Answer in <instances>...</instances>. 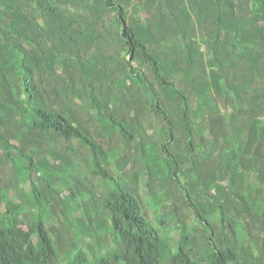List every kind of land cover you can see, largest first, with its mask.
<instances>
[{
  "label": "trees",
  "instance_id": "trees-1",
  "mask_svg": "<svg viewBox=\"0 0 264 264\" xmlns=\"http://www.w3.org/2000/svg\"><path fill=\"white\" fill-rule=\"evenodd\" d=\"M0 204V264H264V0H0Z\"/></svg>",
  "mask_w": 264,
  "mask_h": 264
},
{
  "label": "rangeland",
  "instance_id": "rangeland-1",
  "mask_svg": "<svg viewBox=\"0 0 264 264\" xmlns=\"http://www.w3.org/2000/svg\"><path fill=\"white\" fill-rule=\"evenodd\" d=\"M22 189H23L24 193H27L29 191L28 183L23 184ZM152 190L154 193L160 192L159 184H155L154 187H152ZM67 193H68V191H66V190L62 192V194L64 196ZM140 201H141V207L146 208L148 217L151 218L152 221H154L156 213L154 212V208L150 205L149 201L147 200V197L144 194H142ZM3 210H4V206L2 204H0V213ZM146 211L142 209V212H146ZM179 211L182 212V211H185V209L182 206H180ZM187 212L188 211L186 210V213ZM75 216L78 218H82V216H83L82 211H78L75 214ZM47 225L62 228V217L59 216L57 213L54 214L53 219ZM167 232L175 239L178 237V231L173 228V223H172V225H170ZM66 236H68V235H65V237ZM103 238H107L106 230L95 233V234H93L92 237H84L82 242L79 241V243H78L79 245H77V247H82L84 249L83 243H86V249H84V250H85L89 260H91V258H95V256H96V258H100L101 256H106V253L109 251H112L114 249V246H111L108 248L100 247L99 243H100V240H102ZM172 243L174 245L176 244L175 242H172ZM63 246H64V244L61 245V248L58 250L59 252L57 251L58 254L54 258L56 264H64L63 261L65 259V256L67 255V251H65V248ZM89 249H92L95 252L91 253V251ZM197 250L200 251L198 248H197Z\"/></svg>",
  "mask_w": 264,
  "mask_h": 264
},
{
  "label": "clouds",
  "instance_id": "clouds-1",
  "mask_svg": "<svg viewBox=\"0 0 264 264\" xmlns=\"http://www.w3.org/2000/svg\"><path fill=\"white\" fill-rule=\"evenodd\" d=\"M84 237H90V236L86 234V236H84ZM84 237H83V238H84ZM83 238H81L80 242H82ZM88 253H89V252H88ZM66 256H67V255H66ZM66 256H65V257H66Z\"/></svg>",
  "mask_w": 264,
  "mask_h": 264
}]
</instances>
